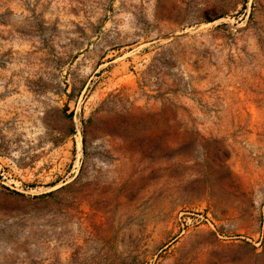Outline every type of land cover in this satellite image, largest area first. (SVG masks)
<instances>
[{"label":"rangeland","instance_id":"obj_1","mask_svg":"<svg viewBox=\"0 0 264 264\" xmlns=\"http://www.w3.org/2000/svg\"><path fill=\"white\" fill-rule=\"evenodd\" d=\"M0 264H264V0H0Z\"/></svg>","mask_w":264,"mask_h":264}]
</instances>
